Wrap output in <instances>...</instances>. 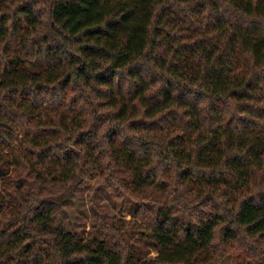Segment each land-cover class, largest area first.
<instances>
[{
	"label": "trees",
	"instance_id": "16d2710c",
	"mask_svg": "<svg viewBox=\"0 0 264 264\" xmlns=\"http://www.w3.org/2000/svg\"><path fill=\"white\" fill-rule=\"evenodd\" d=\"M97 175L138 222L110 225L95 193L82 239L65 204ZM233 246L263 264L264 0H0V264Z\"/></svg>",
	"mask_w": 264,
	"mask_h": 264
},
{
	"label": "rangeland",
	"instance_id": "374dc122",
	"mask_svg": "<svg viewBox=\"0 0 264 264\" xmlns=\"http://www.w3.org/2000/svg\"><path fill=\"white\" fill-rule=\"evenodd\" d=\"M101 181V177L97 175L93 180L83 183L78 192L65 204L66 223L69 229L82 239H89L93 233L96 214L91 204L95 193H98L95 200L97 207L104 213L105 220L110 225L130 226L137 220L135 216L137 204L119 189L109 184L106 190L95 192L100 188ZM229 253L227 264H249L250 262L251 257L236 246L230 248ZM151 254L155 253L151 252Z\"/></svg>",
	"mask_w": 264,
	"mask_h": 264
}]
</instances>
